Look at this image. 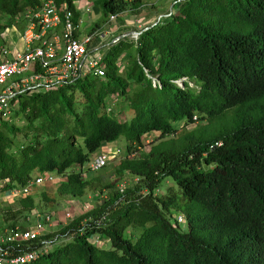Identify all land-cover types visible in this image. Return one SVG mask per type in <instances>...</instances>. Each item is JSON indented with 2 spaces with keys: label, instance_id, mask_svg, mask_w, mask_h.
<instances>
[{
  "label": "trees",
  "instance_id": "trees-1",
  "mask_svg": "<svg viewBox=\"0 0 264 264\" xmlns=\"http://www.w3.org/2000/svg\"><path fill=\"white\" fill-rule=\"evenodd\" d=\"M54 2L59 13L79 16L72 0ZM36 3L0 0V34L19 22L22 31L25 12ZM93 4L108 18L142 3ZM172 6L135 39L123 36L108 46L104 75L85 73L10 97L9 118L0 119L3 191L35 172L52 171L56 195H81L94 188L91 179L100 180L82 177V165L120 136L123 149L111 172L137 177L121 193L116 183L103 181L105 196L60 227L65 240L23 264H264V0H179ZM129 46L134 57L120 72L118 59ZM142 66L157 79L154 85ZM110 93L127 101L128 118L113 115L115 102L105 109ZM150 131L158 134L145 145ZM165 176L172 184L159 191ZM40 195L55 202L45 190ZM18 203L17 216L36 210L30 193ZM96 233L109 247L93 241ZM40 243L36 238L20 249Z\"/></svg>",
  "mask_w": 264,
  "mask_h": 264
},
{
  "label": "built area",
  "instance_id": "built-area-1",
  "mask_svg": "<svg viewBox=\"0 0 264 264\" xmlns=\"http://www.w3.org/2000/svg\"><path fill=\"white\" fill-rule=\"evenodd\" d=\"M179 0H172L171 6L162 14L169 15L172 4ZM87 9V8H85ZM27 18L24 28L19 34L22 43L21 49L10 50L4 42L0 43V84L7 81L0 89V119H7L11 113L10 97L17 92L29 90H48L56 86L69 83L89 73L93 76L104 75L103 55L108 46L119 38L127 36L135 39L137 33L145 26L116 34H107L102 46L87 49L92 36L99 34L97 28L78 35L81 19L72 18L70 11L59 13L54 0H37V3L28 8L24 14ZM115 17L110 14L108 19ZM158 19V18H157ZM143 71L150 77L154 85L157 79L151 75L146 67ZM184 76L174 79L180 83ZM116 100V94L110 93L105 99V109L109 110ZM119 147L109 146L106 142L94 151L89 159L82 165L90 170H96L108 160L110 156L119 154ZM85 172L82 169L81 175ZM58 175L52 171L35 172L23 185L13 186L7 192L12 195L30 193L33 186L43 181L57 180ZM136 180V176H132ZM125 182L116 183L119 193L124 189ZM102 197L105 194H101ZM104 217L102 214L99 218ZM65 223L71 219L69 210L64 212ZM98 220V221H99ZM50 213H36L31 224L6 225L0 231V264H23L39 254L45 252L54 242L53 238H43L42 230L50 225ZM94 242H96V235ZM40 238L41 243L30 249H20L21 245Z\"/></svg>",
  "mask_w": 264,
  "mask_h": 264
},
{
  "label": "rangeland",
  "instance_id": "rangeland-1",
  "mask_svg": "<svg viewBox=\"0 0 264 264\" xmlns=\"http://www.w3.org/2000/svg\"><path fill=\"white\" fill-rule=\"evenodd\" d=\"M169 2L170 0H141L142 4L138 7V9H135L133 13L126 12V14H123V15H130L131 17L136 16L138 18L147 16L148 19L153 18V21L151 20L149 22L151 23V22L156 21L157 18H160V17L162 18L163 13L161 12V10L162 8H165V7L160 6V5H163V4L169 5ZM84 14L88 15V18H89L88 24L86 25L87 28H88V25L90 24L94 25L95 23L102 24L104 28L107 27V25H109L107 21V17L104 16L99 11L96 5L91 6L90 9H85V11L83 12V15ZM120 16L121 15H118V17ZM82 22L83 20L80 22V24H83ZM21 25L22 23L19 22V23H16L15 25L6 27V29H4L0 34V43L1 42L8 43V40H10L12 45L16 49H21L22 44H21V40L18 37L21 31L20 30ZM134 29H138V27ZM123 54L124 55H122L121 58L118 59V70L120 72L123 71L122 69H123V65H125V61L126 62L132 61L134 57V47L129 46L126 50H124ZM6 83L7 81L0 84V89L4 87ZM130 113H131V110L128 109L127 101L121 97H118L115 100V105L113 107V115L118 119H123V118H128ZM10 119L15 124H20L22 122V120L18 116L17 117L10 116ZM197 121L200 122V120L198 119ZM174 125L178 127L179 122L177 121L174 122ZM157 134H158L157 131H150L146 133L142 139L145 142L144 144L146 145L147 141H149L150 139L151 140L155 139ZM110 143L111 144L109 146H112V145L118 146L121 151L123 149L124 139L122 138V136H120L116 138L115 140L110 141ZM117 156L116 155L110 156L108 160L105 162V164H103L101 167H99L96 170H90V169H87L86 167H82V169L85 172L84 175H81L82 177L89 178L90 176L91 177L95 176L96 178L99 177L100 180L91 179V184L94 186V188L86 187L83 194L81 195H76V196L56 195L54 191V186L57 180L43 181L39 183L38 185L33 186L32 189L30 190V194H32L34 198L36 210L34 211L33 214H28L27 216H23V215L17 216V213L14 212L16 207L19 205L18 203L19 196L9 194L7 191H3L2 189H0V231L2 228L6 226V224H8L11 221H15L16 224H20V225L31 224L33 220L35 219L36 213L46 212V213L51 214L52 221L50 225H46L44 229L42 230L41 234H43V238L56 237V239H53L54 242L52 243V245L64 241L66 236L60 233L59 229L66 221V219L64 218V212L66 210H69L71 217H73L74 215L79 214L80 210H82L83 212L86 209L90 208L92 205L96 204L99 201L98 198L102 197L101 194H106L109 191V188H106V187H102V189L99 188V186L101 185L103 181L112 182L113 188H115V183H117L120 180H123L127 184L130 183L132 178L128 174H125L121 177H117V176L115 177L111 172L113 165L116 162ZM171 182L172 180L168 176L163 177L159 182L160 185L158 187V190L162 191L163 188L167 184H172ZM43 190H45L48 197L49 196L54 197L55 202L54 200L51 201V200L43 199L40 195V192ZM69 198L70 199L73 198L74 200L73 201L64 200V199H69ZM13 215L15 216V218H13L14 217ZM172 215H176L177 220H178V226L180 228H183L184 221L181 219V215L177 211L172 212ZM3 218L6 220H3ZM95 235H96V243L104 247H109L108 239H106L104 236H102V234L100 235L99 233H96ZM93 239H95V236H93Z\"/></svg>",
  "mask_w": 264,
  "mask_h": 264
},
{
  "label": "crops",
  "instance_id": "crops-1",
  "mask_svg": "<svg viewBox=\"0 0 264 264\" xmlns=\"http://www.w3.org/2000/svg\"><path fill=\"white\" fill-rule=\"evenodd\" d=\"M72 2H73L74 7L79 12V17L81 18V21L83 20V22H82L83 24H80V26L78 28V35H82L84 33H87L94 28L98 29L97 31L99 32V34L96 33L92 36V39L89 42V45L87 46L88 50H90V48H93L94 46H98V47L102 46L104 43L103 41L107 38V34H109L108 32L116 34V33L123 32V31H129V30L134 29L136 27L145 26V24H148L151 20L153 21V18L148 19L147 16H144L142 18L141 17L138 18L136 16L131 17L130 15H123V14H126V12L133 13L135 11V9H131V8L127 7L126 9L122 10L120 13L116 14L114 18H112V19L107 18V21L109 23V25H107V27L104 28V26L102 24L95 23L94 25H91V24L88 25V28H87L86 25L88 24L89 18H88V15L84 14L86 16L85 17L83 15V12L85 11V8L90 9V7L94 5L93 0H72ZM171 2H172V0H170L169 5L168 4L167 5H164V4L160 5V6L165 7V8H162V10H161L162 13H164L171 6ZM136 9H138V7ZM118 15H121V16L118 17ZM6 44L8 45V47L10 48L11 51L16 49L12 45L10 40H8V43H6ZM106 144L110 145L111 143L106 142ZM64 200L73 201L74 199L69 198V199H64ZM81 212H82V210L79 211V213H81Z\"/></svg>",
  "mask_w": 264,
  "mask_h": 264
}]
</instances>
